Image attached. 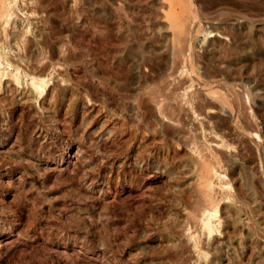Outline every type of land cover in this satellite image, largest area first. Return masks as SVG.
I'll return each instance as SVG.
<instances>
[{
    "label": "rangeland",
    "instance_id": "rangeland-1",
    "mask_svg": "<svg viewBox=\"0 0 264 264\" xmlns=\"http://www.w3.org/2000/svg\"><path fill=\"white\" fill-rule=\"evenodd\" d=\"M1 2L0 264H264V0Z\"/></svg>",
    "mask_w": 264,
    "mask_h": 264
},
{
    "label": "bare ground",
    "instance_id": "bare-ground-1",
    "mask_svg": "<svg viewBox=\"0 0 264 264\" xmlns=\"http://www.w3.org/2000/svg\"><path fill=\"white\" fill-rule=\"evenodd\" d=\"M6 1V0H4ZM11 1V0H10ZM5 3V2H4ZM4 3L1 2V5H0V18H9L10 16L12 17V15L8 14L7 15V12H8V9L6 6H4ZM7 5V4H5ZM9 13V12H8ZM10 17V18H11ZM10 20V19H9ZM7 26V25H6ZM2 54H0V72H1V69H2ZM14 79L16 81H18V83H20V78L18 75H14ZM42 81V80H41ZM47 82V81H46ZM33 86V89L36 91H38L40 94L43 93L44 91V88L40 86V84H43L42 82L38 83L34 77H31V82H30ZM43 86V85H42ZM43 90H42V89ZM216 173V172H215ZM209 184V183H208ZM224 184V183H223ZM208 186V185H207ZM209 192V191H208ZM210 200V199H209ZM210 206V205H209ZM201 209H203L202 206H200ZM211 209V208H210ZM210 209H204L203 212H202V218H201V224L202 226L204 227V232L206 234L207 237L211 238V236H213V240H214V232L217 230V222L215 221H218L219 220V211H218V208H215L214 210H210ZM216 224V225H215ZM203 232V231H202ZM203 232V233H204ZM217 232V231H216ZM179 233V232H178ZM213 241H211L212 243ZM190 250V249H189ZM200 252V251H199ZM264 261V260H263Z\"/></svg>",
    "mask_w": 264,
    "mask_h": 264
}]
</instances>
